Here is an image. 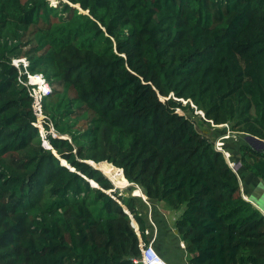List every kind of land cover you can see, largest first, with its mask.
I'll use <instances>...</instances> for the list:
<instances>
[{
    "label": "trees",
    "instance_id": "trees-1",
    "mask_svg": "<svg viewBox=\"0 0 264 264\" xmlns=\"http://www.w3.org/2000/svg\"><path fill=\"white\" fill-rule=\"evenodd\" d=\"M15 59L52 86L50 149ZM178 110L264 142V0H0V264H136L146 221L88 162L180 212L188 264H264L263 213Z\"/></svg>",
    "mask_w": 264,
    "mask_h": 264
},
{
    "label": "rangeland",
    "instance_id": "rangeland-1",
    "mask_svg": "<svg viewBox=\"0 0 264 264\" xmlns=\"http://www.w3.org/2000/svg\"><path fill=\"white\" fill-rule=\"evenodd\" d=\"M51 2L52 6H56L58 4V0H49ZM64 1V0H63ZM17 60V59H15ZM184 105H186L183 102ZM192 107V106H191ZM179 113H183L185 114L188 118H190L197 130L201 133L203 132V134L207 137V135H209V130L208 129H213L212 128V124H208L207 122H205L204 120V116L201 112L198 111H194L191 112L189 111H185L182 112L181 110H178ZM45 124H43L44 126ZM42 126V124H41ZM40 131L43 133V136L40 135L39 133V137L41 139L42 145L44 147L47 148V145H49L46 141V130L45 132L42 130V127H39ZM45 129V127H44ZM222 131L225 130L226 131V135L227 137H233L236 136L237 140H235V143H245L243 138H238L240 134L236 135V133L232 130L231 125H227L224 126L223 129H221ZM56 135H58V133L55 131ZM58 137H60L58 135ZM66 137V136H65ZM47 144V145H46ZM103 168L107 169V170H111V172H106ZM103 173L105 175H107L109 178H111L118 187L122 188V190H119L120 195H124L127 197H131V193L127 190L128 187V183H125L123 181V179L121 178L120 174H118L113 168L106 166V165H102L101 167ZM135 188H133L134 190ZM135 200L138 206V209L141 213L142 217H146L147 222H146V237L147 239H155V245L158 246L162 252L160 253V251L157 250V248L155 247L156 251L162 256V255H167L169 251H180V242H179V238L176 234L175 231V225H174V217H173V212H169L168 210H158V212L154 209L153 213H152V209L145 205L142 201L144 199H147V197L145 196V194L143 193L142 189H136L135 193ZM152 204V203H151ZM166 206V205H165ZM169 210H172L171 208H169L168 206H166ZM146 221V220H145ZM151 221H153V223L155 224L156 228L152 225ZM152 238V239H151ZM164 259V258H163ZM165 260V259H164Z\"/></svg>",
    "mask_w": 264,
    "mask_h": 264
},
{
    "label": "crops",
    "instance_id": "crops-1",
    "mask_svg": "<svg viewBox=\"0 0 264 264\" xmlns=\"http://www.w3.org/2000/svg\"><path fill=\"white\" fill-rule=\"evenodd\" d=\"M208 124H210V123L208 122ZM211 124H212L213 129H211V130L208 129L210 133H209V135H207V137L203 134V132H201V133L212 143H214L215 141H217L219 139L224 138L223 142L225 145H224L223 151L227 155H229L230 163L235 164V168H236L235 172L238 175V178L240 181V186H241V193H242L244 199L249 201L255 208H257L259 211H261L264 215V181L262 179H260L259 177H257L256 175H254L252 172H249L248 170H246L243 167V165L241 164V162H240V146H241V144H244L243 141H242V143H235L236 142L235 140H237L236 136L227 138L226 131L221 130V129H223L224 126H227V125H215L213 123H211ZM238 134H240V135H238ZM236 135L239 136L238 137L239 139L240 138L244 139L246 136V134L238 133V132L236 133ZM142 202L152 209V213H153L154 209L157 212H158V210H163V209L168 210L169 212H173L174 223H175L176 218L180 214V212L171 211L164 204L155 202L153 200H149L148 198L144 199ZM143 218L147 222L146 217H143ZM151 223L156 228L153 221H151ZM175 231H176V229H175ZM176 234L179 238V242H180V246H181L180 251H178V252L169 251L167 255H162V257L165 259V261L168 264H188L189 255L185 249V244L181 241L177 232H176ZM147 240L153 246L155 245V242H154L155 239H152V240L147 239ZM155 247L157 248L158 251H160V253L162 252V250L158 246L155 245Z\"/></svg>",
    "mask_w": 264,
    "mask_h": 264
},
{
    "label": "built area",
    "instance_id": "built-area-1",
    "mask_svg": "<svg viewBox=\"0 0 264 264\" xmlns=\"http://www.w3.org/2000/svg\"><path fill=\"white\" fill-rule=\"evenodd\" d=\"M23 63L24 66V72L20 70V64ZM13 65L18 68L20 77H19V83L24 86L31 99L33 100L32 103V108H33V113L37 119L36 126L39 130V133L41 136H43V133L40 131L39 127H42L43 131L45 132L46 126H49V131L46 130V134L51 133L53 136L58 137L55 133V128L54 125L51 121V119L43 112V101L47 97H49L52 93V86L47 80V78L41 74V73H31L27 67L29 65L28 61L23 59V60H14ZM42 124V126H41ZM43 124H45L43 126ZM45 127V129H44ZM47 136V135H46ZM228 138V137H227ZM46 139V138H45ZM226 139V138H225ZM224 138L219 139L215 141L213 144L215 148L218 151H221L225 157L229 160L230 157L227 155L223 149H224ZM230 162V161H229ZM230 167L235 170V164L230 163ZM138 230V228H137ZM140 257L138 259H135L134 262L136 264H168L163 257L156 251L154 246L151 243H145L141 237H140Z\"/></svg>",
    "mask_w": 264,
    "mask_h": 264
},
{
    "label": "water",
    "instance_id": "water-1",
    "mask_svg": "<svg viewBox=\"0 0 264 264\" xmlns=\"http://www.w3.org/2000/svg\"><path fill=\"white\" fill-rule=\"evenodd\" d=\"M79 8V7H78ZM80 9V8H79ZM185 104L187 103V102H184ZM192 107H194V105L192 104ZM202 113V112H201ZM203 114V113H202ZM203 116H204V114H203ZM244 141H245V143L246 144H249V145H251L252 147H254L255 149H257V150H259V151H264V142L263 141H261L260 139H258V138H256V137H253V136H251V135H246L245 136V138H244ZM47 148H49V147H47ZM50 149V148H49ZM225 159H226V162L230 165V162H229V160L227 159V157H225ZM93 163V164H92ZM88 162V164H90L91 166H93L96 170H98V171H100L102 174H104L103 172H102V170L100 169V166L99 165H101V164H96V163H94V162ZM114 167V166H113ZM117 169V168H116ZM235 170H236V168H235ZM122 171V170H121ZM122 173H123V171H122ZM105 175V174H104ZM106 176V175H105ZM107 177V176H106ZM110 181H111V183L113 184V186H114V188L116 189V190H121L119 187H117L116 185H115V183L109 178V177H107ZM128 182V181H127ZM94 185V184H93ZM133 188H135L134 190H133ZM140 187L138 186V185H135V184H133V183H130V182H128V187H127V190L131 193V197H133V198H135V196H134V193H135V191H136V189H139ZM111 192H113V191H111ZM126 211V210H125ZM126 212H128V211H126ZM135 222V221H134ZM137 224V223H136ZM134 225V224H133ZM135 227V226H134ZM137 231V230H136Z\"/></svg>",
    "mask_w": 264,
    "mask_h": 264
},
{
    "label": "bare ground",
    "instance_id": "bare-ground-1",
    "mask_svg": "<svg viewBox=\"0 0 264 264\" xmlns=\"http://www.w3.org/2000/svg\"><path fill=\"white\" fill-rule=\"evenodd\" d=\"M102 165H103V164L99 165V166H100V169H101ZM104 165H106V164H104ZM107 166H110V165H107ZM103 169H104L106 172H109V173L111 172V170H107V169H105V168H103ZM101 170H102V169H101ZM102 172H103V171H102ZM106 176H107V175H106ZM107 177H108V176H107ZM121 178H122V177H121ZM110 179H111V178H110ZM111 180H112V179H111ZM112 181H113V180H112ZM123 181H124V180H123ZM125 181H126V180H125ZM125 181H124V182H125ZM113 182H114V181H113ZM126 182H127V181H126ZM126 182H125V183H126ZM114 183H115V182H114ZM127 183H128V182H127ZM115 185H116V183H115ZM116 186H117V185H116ZM117 187H118V186H117ZM119 188H120V187H119ZM120 189L123 191L122 188H120Z\"/></svg>",
    "mask_w": 264,
    "mask_h": 264
},
{
    "label": "clouds",
    "instance_id": "clouds-1",
    "mask_svg": "<svg viewBox=\"0 0 264 264\" xmlns=\"http://www.w3.org/2000/svg\"><path fill=\"white\" fill-rule=\"evenodd\" d=\"M137 228H138V227H135L136 230H137ZM137 232H138V230H137Z\"/></svg>",
    "mask_w": 264,
    "mask_h": 264
}]
</instances>
